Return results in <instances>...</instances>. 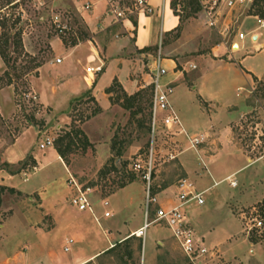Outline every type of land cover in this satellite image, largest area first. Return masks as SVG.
I'll list each match as a JSON object with an SVG mask.
<instances>
[{"label":"rangeland","instance_id":"1","mask_svg":"<svg viewBox=\"0 0 264 264\" xmlns=\"http://www.w3.org/2000/svg\"><path fill=\"white\" fill-rule=\"evenodd\" d=\"M9 1L0 0V16L8 19L7 27L0 26V41L8 55L6 60L0 52V171L15 178L9 184L0 179V235H7L9 239L31 235L33 240L37 234L56 232L59 221L62 226L69 224L68 228H62L56 237L51 236L46 246L61 264H68L76 254L90 256L102 249L105 251L90 264H192L165 225H152L145 240L128 236L132 229L144 225L147 187L143 178L144 165L152 155V191L162 204L172 203L182 178H189L201 190L217 185L204 183L201 166L209 172L210 162L206 164L209 157H198V154L219 153L223 142H228V151L239 154L247 168L237 175L238 186L232 187L225 181L205 194L204 205L193 206L197 208L191 211L199 216L201 223L195 221L198 228L208 218V221H219L227 211L239 229L227 233L228 222L222 221L217 234L222 237L206 241L210 254L202 264H264V228H254L257 218L264 222L261 211L264 201V80L251 75V87L238 67L227 68L224 74L229 82L224 86L223 101L237 107H231L230 111L235 112L223 119L222 125H230L232 132L227 139L220 131L207 130V138L196 151L190 149L191 144L183 135L165 127L163 115L159 116L153 130L150 85L137 99L132 109L134 114L126 109V118L119 121L117 116L111 130L106 129V125L111 124L106 119H100L98 124H87L102 111L95 113L101 108L93 96L95 82L92 88L77 96L70 94L63 85L66 64L56 62L64 56L65 49L75 48L91 37L87 22L78 10L86 6V0ZM111 1L108 10H112L115 19L120 12H124L123 16L130 15L137 5L136 0ZM252 6V3L245 4L220 16L218 27L224 31L222 36L209 25L198 0H172V7L182 18L181 25L177 31L163 36V47L149 48L151 59L161 51L164 58L174 60V71L182 75L191 68L193 60L198 61L199 68L191 72H203L204 63L198 60L199 55H212V48L216 46L222 47L216 51V59L235 61L230 53L222 54L224 41L229 45L238 43V34L243 32L246 38L241 41L250 45L253 33L264 32V28L259 29V20L251 15ZM56 16L66 26L62 33L54 24ZM258 18L264 20V16ZM227 26L230 33L225 32ZM18 31H22V46L17 48L13 39ZM4 33L10 35L7 47H4ZM111 37L114 40L115 36ZM106 39L104 43L108 44ZM82 47L78 48L79 55ZM80 56L83 61L85 56L83 53ZM257 61L264 66V61ZM85 84L88 85L86 81ZM110 93L116 98L123 94V89L118 87ZM115 103L122 106L123 101ZM84 125L89 133L100 135L101 143H110L113 156L95 157L97 149ZM77 128L85 132L90 144L86 148L78 144L67 160L52 157L51 151L58 153V139ZM191 132L202 135L204 130L197 128ZM191 132L189 135L193 134ZM48 136L55 138V143L42 148L41 143ZM26 151L28 155L22 154ZM45 157L46 162H38ZM139 162L143 168L137 170ZM70 175L92 188L90 199L99 222L90 211H79L72 205L74 190L69 185ZM60 194L58 206H64L67 212L65 216L59 214L58 218L52 201L55 202L56 195ZM155 207L151 208V216H154ZM106 212L111 216L106 217ZM226 234L229 235L225 237ZM69 239H74L75 243L67 252L65 247Z\"/></svg>","mask_w":264,"mask_h":264},{"label":"crops","instance_id":"2","mask_svg":"<svg viewBox=\"0 0 264 264\" xmlns=\"http://www.w3.org/2000/svg\"><path fill=\"white\" fill-rule=\"evenodd\" d=\"M111 2V0H86V6L82 5L78 7V10L87 22L91 37L75 48L65 49L64 56L59 57L63 59L62 63L66 64V75L63 85L74 96L81 94L89 87L92 88V86L87 85V87L85 84L86 68L89 66H103L102 72L97 74L93 88V96L102 111L91 121L87 122V124H98L100 119H106L111 122L110 126L106 125V129L108 130L113 128L112 124L117 116L120 121V119H125L127 115L125 108L113 102L112 97L114 95L113 93H109V88L117 81L120 83L123 91L129 96L145 89L151 83L148 65L152 54L148 51L149 48L163 47V36L177 31L181 25L180 16L176 15L173 10L172 0H148L150 11L136 5L130 15L123 16L124 12H120L121 17L119 16L118 19H115L116 17L112 14V10H108L110 9L109 4L112 6ZM113 35L115 36L114 40L111 37ZM106 38L108 39V44L104 43ZM254 39L250 45L238 40V45H235V48L238 47L237 52H230L222 44L225 48L222 54L226 55L230 53L229 55L232 58L234 57L235 61L233 62L227 61L224 58L216 59L215 56H218L216 51L222 50L220 46L212 48V55H199L198 60L204 63V68L203 72L198 74L191 72L199 68L198 61L193 60L192 63L197 66L196 69L190 68L186 74L183 73L182 75L181 72L174 71V67L176 68L174 60L165 58L164 64L169 69V72L162 81L164 84H169L172 87L170 95L172 106L180 115L182 122H184L183 126L189 137L200 136L191 132L198 128L200 131L204 130L202 135L206 138L208 135L206 131L210 130L211 132L220 131L228 139L232 128L230 125L224 127L222 120L230 118V115L235 112L230 111L231 107H237V105H227L223 101L224 86L229 82L228 77L224 73H226L229 66L235 65L241 70L243 76L249 80L251 87V75H254L258 80H264V66L257 61V59L264 61V32L256 35ZM80 46H83L80 51L85 56V58L83 57V61L82 56H80L81 54H78ZM230 56H228L229 60L232 59ZM84 62L86 63L85 65L83 64ZM83 128L86 134L89 135L90 141L94 144V149H97L95 157L113 156L110 143H101L100 139H98L100 135L97 136L91 134V132L89 133L85 125ZM190 132L193 134L189 135ZM180 134L190 144L189 137L185 133ZM229 147L228 142H223L219 153H211L208 156L198 154V157H209L208 161L206 160V164L210 162V165L207 164L209 172L201 166V175L205 184L215 185L218 183L212 186L211 189L222 184L219 182L224 177H237L238 174L247 169L243 165L241 156L228 151ZM190 149L193 150L191 147ZM27 152L22 154L28 155L29 153ZM33 154L36 156L34 152ZM51 155L60 161L59 157L61 156L57 152L51 151ZM46 157L43 160H38V162H46ZM17 158L24 159L25 157ZM36 158L38 159V157ZM13 178L15 177L11 174L7 176L4 170L0 171V179L3 183H12ZM124 189L126 188L122 190ZM56 196V201H52V208L59 218V214L65 216L67 211L64 206H58L61 194ZM194 208L197 207H191L189 211L190 219L199 233L206 238V241L220 237L217 234L218 232L220 233L219 226L222 221L228 222L229 230H227V233H229L228 231L231 233V231H238L239 229L238 224L233 223L227 211L222 213L221 216L223 217H220L219 221H212V219L208 221V218L202 224H199L198 228V224L195 221L197 220L200 223L201 221L198 218L199 216L197 217L195 212L191 211ZM220 211L223 210L220 209ZM68 226L69 224L62 226L58 221L56 232L37 234L33 240L31 235H23V237L10 239L7 235H0V264H61L55 258V253L47 248L46 242L51 236L56 237V234L62 228H68ZM140 227L142 225L132 229L131 235L128 233V236H132ZM104 232L107 233V229H104ZM227 235L229 234H226L225 237ZM12 242H15V244H11ZM113 246L114 244H110V247ZM70 250L71 247L67 252H70ZM104 251L102 249L90 256L76 254L68 264H90ZM257 254L259 253L256 252ZM260 256L263 255L260 254Z\"/></svg>","mask_w":264,"mask_h":264},{"label":"built area","instance_id":"3","mask_svg":"<svg viewBox=\"0 0 264 264\" xmlns=\"http://www.w3.org/2000/svg\"><path fill=\"white\" fill-rule=\"evenodd\" d=\"M200 9L202 13L206 15L209 21V25L218 30V32L223 36V32L219 29L218 21L220 16L228 10L233 12L237 7H242L245 4H250L254 0H198ZM137 6L149 10L148 0H136ZM115 11V10H114ZM117 16H119L117 14ZM255 19L259 20V29L264 28V20L259 19L258 16L253 15ZM54 24L59 32H64L66 26L62 24L59 16L54 19ZM231 29L227 26L225 32L230 33ZM256 34L253 33L252 41H254ZM246 34L241 32L238 34V40H244ZM239 43V42H238ZM237 43L229 45L224 41V45L229 48L230 52H236L238 50L235 48ZM238 45V44H237ZM62 58H57L56 62L58 64L62 63ZM165 58L162 56L161 51L152 58L149 62L148 69L151 74L152 86V120H153V130H155L156 124L159 121V116H162V122L168 130H176L179 133L188 134L183 126L182 119L178 112L172 106L170 95L172 92V87L169 84H164L162 79L168 74L169 69L164 64ZM191 68L196 69V65H191ZM103 66H89L86 68V76L84 77L86 83L92 86L96 80L97 74L102 72ZM148 85V86H149ZM147 86V87H148ZM204 135L200 136H190L189 141L191 148L197 150L198 146L202 144L205 140ZM55 143V138L46 137L44 142L41 143V147H49ZM153 157H148L146 164L144 165L143 178L147 182L146 187V198H145V220L144 225L136 230L133 235L146 239L148 229L154 224L165 225L172 233L173 238L177 241L180 249L188 257L192 264H202L204 259L210 254V250L207 247L205 237L199 233L194 223L190 219L189 211L193 206H201L205 204V194L208 190L199 189L195 183L189 178L185 177L179 180L176 189L175 200L172 203L162 204L161 199L153 193L152 191V173H153ZM142 163L137 164V170L142 169ZM228 181L232 187H237L239 181L236 177L228 176L219 183ZM218 184V183H217ZM69 185L74 190L73 196L71 197V203L79 211H90L99 222V218L95 215L90 194L92 193L91 187H86L82 185L73 175H70ZM152 206H156L154 210V216H151ZM106 217H110L111 214L106 212ZM254 228H264L263 220L256 219L254 223ZM75 243L74 239L67 240L66 251Z\"/></svg>","mask_w":264,"mask_h":264},{"label":"trees","instance_id":"4","mask_svg":"<svg viewBox=\"0 0 264 264\" xmlns=\"http://www.w3.org/2000/svg\"><path fill=\"white\" fill-rule=\"evenodd\" d=\"M12 1L10 0L9 3H11ZM262 3H264V0H255L252 6V9L254 10V12L251 15H255V16H264V5H262ZM2 7H0L1 10ZM173 10L175 12L176 15L180 16L178 13H176L175 8L173 7ZM180 20H182L181 16H180ZM7 21L8 19H5V17L0 16V26H4L7 27ZM21 34L22 31H18L14 36L13 39V44H16L17 48L22 46V38H21ZM4 37V47H7L9 45V38L10 35L9 33H4L3 34ZM0 40L2 41L1 37ZM0 41V52L2 54V56L7 60L8 59V55L6 53V49H3V45L1 44ZM9 61V60H8ZM7 61V62H8ZM121 87L120 83L115 81L114 84L109 88V93L112 92L115 88ZM141 92L143 91H139L134 95H127L124 91L123 94L121 96L118 97H112L113 102L116 101H123L122 106L131 111V114L133 115L134 113L132 112V109L134 108V105L137 101V99L139 98V96L141 95ZM93 98V97H91ZM94 99V98H93ZM101 108H97L96 112L100 111ZM78 144H83V147L86 148L89 144V138L88 136L85 134V132L80 129H72L70 132H67L65 135L61 136L58 141H57V151L59 153V155L67 160V157L70 153L74 152V148L78 145ZM261 211L264 214V201L262 202L261 205ZM131 252V251H130ZM129 252V254H130Z\"/></svg>","mask_w":264,"mask_h":264}]
</instances>
